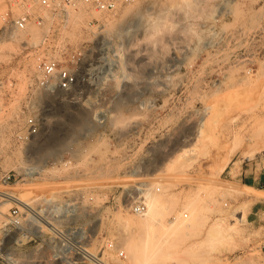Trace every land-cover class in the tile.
I'll use <instances>...</instances> for the list:
<instances>
[{
	"label": "rangeland",
	"instance_id": "obj_1",
	"mask_svg": "<svg viewBox=\"0 0 264 264\" xmlns=\"http://www.w3.org/2000/svg\"><path fill=\"white\" fill-rule=\"evenodd\" d=\"M9 9L0 0V189L34 206L73 196L92 220L90 248L110 238L125 251L113 264H264V216L252 212L264 190L232 181L244 166L264 171V0H135L109 17L71 9L12 37L1 32ZM91 17L97 34L85 30ZM47 31L68 47L105 41L104 80L39 87L55 50ZM36 115L41 133L21 137ZM144 197L148 216L130 207ZM6 198L0 253L21 262L10 210L25 208Z\"/></svg>",
	"mask_w": 264,
	"mask_h": 264
},
{
	"label": "built area",
	"instance_id": "obj_2",
	"mask_svg": "<svg viewBox=\"0 0 264 264\" xmlns=\"http://www.w3.org/2000/svg\"><path fill=\"white\" fill-rule=\"evenodd\" d=\"M133 1L7 0L10 9L6 12V24L1 32L12 37L27 31L32 24L43 28L54 23L64 12L69 14L71 9L95 10L109 17ZM102 23L99 18L91 17L85 30L97 34ZM50 32H45L42 42L55 50L45 55L39 64V87L54 95L76 91L82 85L98 84L104 80L108 73V59L103 55L105 41H102L100 48H96L93 41L68 47L59 40H50ZM81 99L74 96L69 100ZM85 119L88 120L87 117ZM26 126V133L21 137L29 140L41 133L43 117L28 116ZM6 178L11 181L12 175L7 174ZM79 203L73 196L54 198L44 194L38 198L35 206L27 202L23 212L16 207L11 208L12 228L21 231L17 240L26 246V250L21 262L13 252L0 253V264H113L125 259V251L119 248L114 239L104 240L97 250L90 248L92 220L81 215ZM130 207L137 214H144L148 208L145 197L134 200Z\"/></svg>",
	"mask_w": 264,
	"mask_h": 264
},
{
	"label": "crops",
	"instance_id": "obj_3",
	"mask_svg": "<svg viewBox=\"0 0 264 264\" xmlns=\"http://www.w3.org/2000/svg\"><path fill=\"white\" fill-rule=\"evenodd\" d=\"M232 181L262 193L264 190V171H258L257 168L253 169V165L250 167L244 166L235 172V175L232 176ZM254 197L252 212L255 211L256 214L264 216V196L255 195ZM262 256L264 259V244L262 245Z\"/></svg>",
	"mask_w": 264,
	"mask_h": 264
},
{
	"label": "bare ground",
	"instance_id": "obj_4",
	"mask_svg": "<svg viewBox=\"0 0 264 264\" xmlns=\"http://www.w3.org/2000/svg\"><path fill=\"white\" fill-rule=\"evenodd\" d=\"M135 1V0H134ZM132 3V2H131ZM124 7V6H123ZM119 12V11H118ZM249 138H251V137H249ZM254 139H255V137H254ZM260 139V138H259ZM261 139H263V138H261ZM261 139H260V141H261ZM247 140V139H246ZM259 141V142H260ZM242 142V141H241ZM254 142H256V140H254ZM253 142V143H254ZM262 143H263V140L261 141ZM236 144V143H235ZM240 144V143H239ZM249 144V143H248ZM259 144V143H258ZM237 145V144H236ZM235 145V146H236ZM250 145V144H249ZM252 145V144H251ZM250 145V146H251ZM255 145V144H254ZM253 145V146H254ZM260 145H261V143H260ZM259 145V146H260ZM234 146V145H233ZM262 146L264 147V143L262 144ZM230 147H232V146H230ZM249 147V146H248ZM252 147V146H251ZM255 147V146H254ZM258 147V145L256 144V147H255V149L253 150V151H255L256 149H258L257 148ZM262 147V148H263ZM260 149H262L261 148V146L259 147ZM247 149V148H246ZM232 150H234V147L232 148ZM250 150V149H249ZM259 150V149H258ZM246 151V150H245ZM229 152H230V149H229ZM250 152V151H249ZM249 152H246V154H245V152H244V154L245 155H247ZM244 154H242V155H244ZM253 154V153H252ZM227 156V158H228V160H230L231 159V157L230 156H228V155H226ZM244 157V156H243ZM246 157V156H245ZM248 157H250V155H248ZM2 195H4V196H7V198L6 199H8V200H11V201H18L19 203H21L22 205H26V201H22L21 199H18L14 194H11V193H9V191H4V190H1L0 189V196H2ZM155 209V207L152 205V204H149L148 205V208H147V211L143 214L144 216H148L153 210Z\"/></svg>",
	"mask_w": 264,
	"mask_h": 264
}]
</instances>
